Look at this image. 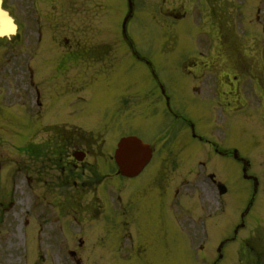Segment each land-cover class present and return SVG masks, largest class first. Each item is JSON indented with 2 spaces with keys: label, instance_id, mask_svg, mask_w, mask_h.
Listing matches in <instances>:
<instances>
[{
  "label": "flooded vegetation",
  "instance_id": "af4514ba",
  "mask_svg": "<svg viewBox=\"0 0 264 264\" xmlns=\"http://www.w3.org/2000/svg\"><path fill=\"white\" fill-rule=\"evenodd\" d=\"M27 19L26 76L0 70V82H10L0 88V199L8 200L9 206L13 200L23 205L22 222L30 227L28 237L36 239V245L24 255L18 252L16 258L27 264H96V258L112 255L111 246L97 251L96 245L89 244L82 255L84 238L108 233L105 227H95L100 222L119 233L115 227L121 218L112 220L118 211L127 218L119 227L120 238L133 244L122 252L131 264H155L159 259L169 264H264V89L243 87L248 90L242 95L241 87L233 84L238 82L239 62L234 61L231 70L225 65L213 70L218 75L195 87L219 99L217 121L225 138L196 131L193 120L203 114L191 107L189 87L167 92L158 85L141 92L138 111L144 122L139 125L144 127L148 142H143L152 148V157L138 176L144 181L132 192L130 180L114 174L111 160L114 140L127 134L124 131L132 124L123 122V130L112 131L90 119L82 121L80 115L64 114L71 111L65 109L64 100L57 102L55 118L45 120V106L49 97L56 98L55 92L37 84L33 67L40 59L45 61L46 51L52 48L49 23L33 16ZM89 20L82 28L92 26ZM81 39L72 47L68 39L59 38L69 56L88 66L84 73L76 71L74 85L65 79L70 77L65 72L58 76L68 82L62 86L67 95H73L69 105L86 87L76 82L92 80L87 72L91 74L96 64L95 49L89 44L87 50ZM32 40L38 42L35 47ZM218 61L199 64L216 68ZM248 125L259 133L258 138H240ZM57 223L58 230L50 229ZM82 224L94 229L83 232Z\"/></svg>",
  "mask_w": 264,
  "mask_h": 264
},
{
  "label": "rangeland",
  "instance_id": "374dc122",
  "mask_svg": "<svg viewBox=\"0 0 264 264\" xmlns=\"http://www.w3.org/2000/svg\"><path fill=\"white\" fill-rule=\"evenodd\" d=\"M27 1L7 0L6 6L16 17H22L25 14ZM34 1H37V4L42 9L39 19H44V21L49 23L48 32L53 34L54 37L66 36L71 39L73 35L76 38L78 36L83 37L87 41V50L89 49L88 45L91 44L90 47L94 48L96 53L97 62L95 65L97 71L117 68L118 65L129 60L127 70L122 73L102 72L105 75L96 76L88 81L86 92L77 95L72 104L69 105L67 103L68 98H73V95L68 93L70 95L59 96L58 93L62 91V86H66L63 84L62 78L58 77L61 69L71 77L69 80L75 81L76 71L84 73V70H88V66H84L81 61L77 60V57L70 56L69 61L65 62L61 69H57L54 66L53 57H58L55 65L60 64L62 60L66 59V52L62 48H57V51L47 50L46 60L40 59V61L36 62L35 67H33L35 71L34 79L37 84L49 87L50 90L55 92L54 96L56 98L52 100L49 97L45 106L44 117L46 121H51L55 118L53 111L58 110L57 102L64 100L65 109L71 110L70 113H64L65 115L70 114L74 116L73 113L80 115L82 121L90 119L96 124L107 126L106 128L112 131L123 130L122 124L118 125L117 123H133L132 127L124 132L133 133L143 138L144 127L138 124L141 120L136 119L137 115L134 111L118 113L117 101L114 98L117 91L126 90V92L131 93L137 92L146 86L154 85L151 72L143 65L139 54L152 62L157 77L170 90H173L175 87L189 86V83L186 85L185 81H189L191 78L185 75L183 67L179 62L180 56L183 54L197 56L201 52V49L210 44V42L217 43V31L220 33V38L222 37L224 40V44L226 43V53L228 55L234 54V49H232L231 45L235 41L236 44L241 46L242 55L248 61V67L245 72L248 75L258 73L264 78V71L255 68L257 59L256 53H254V51L260 49V46L264 45V0H86V5H84L85 0ZM164 1L166 2L165 7L161 8ZM129 4H131V16L126 28V34L129 38L126 40L128 46L126 43L123 44L125 40H123L122 30L120 29L122 27L121 23H124L126 14L129 11ZM161 10H169L174 14L186 11L187 17L176 23L165 22L163 16H161ZM89 19L92 20L90 22L92 26L90 28H82V23L88 24ZM116 27L118 28L117 30L115 29ZM171 32H174V35L178 33V36H175L176 43L178 42L176 46L171 45L173 43L171 39L174 36ZM24 34L25 28H22V35L24 36ZM3 42L5 40H2L0 43V70L6 71V68L11 71L17 70L18 75L22 70L20 63H23V60L20 59L18 65L16 60L13 59L14 48L9 47ZM126 46L128 47L127 49ZM131 46L132 53L136 52L135 48L138 51L136 53L141 59L138 61L140 63L135 62L137 61L135 59L134 62L132 61L129 54L130 51L128 52ZM159 46L162 50L159 49ZM54 48L56 49V46ZM166 50L172 51L165 52ZM18 53L21 56L24 50ZM2 54L3 57L1 56ZM6 59L8 60L5 62ZM148 67L152 69L151 65ZM118 68L120 67L118 66ZM243 81L247 82L248 80L244 78ZM9 83L0 82V88L7 87ZM11 84L16 87V82L12 81ZM75 85H79V83L76 82ZM66 90L68 89L66 88ZM243 90L247 92L248 88H243ZM89 93V97L86 98V95ZM208 93L207 89L203 90L205 97H208ZM192 100H195L194 95ZM205 102H203L204 109L209 106V103L206 105ZM206 110L204 114H206ZM8 111L4 110L5 113H8ZM209 112L206 116H210L213 119H208L209 125L216 126L217 130L206 125L197 128V130H207L209 133H213L212 135L220 134L223 137V127L214 120V115H211L212 111L210 109ZM125 118L132 120L124 121ZM199 119H204V116ZM200 121L202 122L203 120ZM200 121H198V124H201ZM195 123L197 122L195 121ZM253 131H255L254 127L248 125L244 133L241 132L243 136L240 138L247 141L258 138L259 133H253ZM220 136L217 137L220 139ZM228 141L229 136L227 137ZM244 151L247 154L249 153L247 147L244 148ZM6 166H11V162H8ZM118 181L123 183L122 180H113V182ZM143 181V176L130 179L128 182L129 191L136 192L138 184ZM116 184L120 188L123 186L122 184ZM13 202V206H9L8 200L2 203L0 199V253L5 246L7 247L6 251H13L11 254L12 259L7 254H3L4 262L2 264H24L16 258V254L21 251V248H29L35 245V240L27 235L30 227H25L27 232L23 231L21 238L20 230L22 227L20 221L22 215L20 209L23 205H20L15 200ZM116 212L117 216H113L112 220L117 219V217L118 219L121 218V220L127 219L118 211ZM121 220L118 221L115 227V230L119 228V233L113 232V229L108 228L103 222L98 223V226L108 229V233L103 231L101 234L104 236L96 239L85 237L86 248L83 249L82 255L89 250V244L104 247L101 248L102 251L110 245L111 249L109 248L108 250L112 255L102 259L96 258L97 264H127L124 258L126 253L122 252L133 244L126 238H120L121 227L119 225ZM129 220L130 217L128 218ZM82 226L83 232L90 228L94 229L93 226L91 227L88 224H82ZM109 240L112 243H108ZM143 243L145 242L143 241ZM143 243L140 242V244ZM9 246L12 249H8ZM97 251L100 250L97 249ZM5 257L10 259V262L6 261ZM138 257L142 258L143 254ZM155 262V264H169V261L161 259Z\"/></svg>",
  "mask_w": 264,
  "mask_h": 264
},
{
  "label": "water",
  "instance_id": "95a60500",
  "mask_svg": "<svg viewBox=\"0 0 264 264\" xmlns=\"http://www.w3.org/2000/svg\"><path fill=\"white\" fill-rule=\"evenodd\" d=\"M14 28L12 20L2 11L0 0V35L12 34ZM142 146L140 141L132 138L122 140L119 143L115 159L121 174L133 176L140 171L144 165V161L140 156V148Z\"/></svg>",
  "mask_w": 264,
  "mask_h": 264
}]
</instances>
